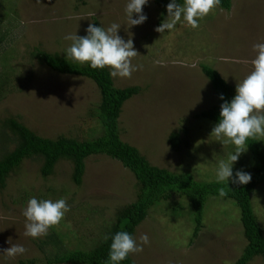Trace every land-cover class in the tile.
Instances as JSON below:
<instances>
[{"label":"rangeland","instance_id":"obj_1","mask_svg":"<svg viewBox=\"0 0 264 264\" xmlns=\"http://www.w3.org/2000/svg\"><path fill=\"white\" fill-rule=\"evenodd\" d=\"M128 2L0 0V154L4 148H13V143L4 147L2 141L3 135L11 134L12 118L52 139L62 135L84 141L103 134L99 120L91 117L100 101L94 81L55 71L35 56L46 50L67 57L72 41L65 36L87 35L89 24L96 20L105 29L119 24L118 35L125 41L132 39L139 53L132 63L142 65L131 78L112 77L119 88L139 87L122 104L121 139L154 166L189 171L198 180H216L219 161H227L235 145L216 141L211 132L218 123L200 116L218 102L202 65L214 69L236 89L253 71V45L264 43V0H231L230 9H213L198 21V28H191L182 18L165 33L155 30L167 18L156 0H148L143 7L146 21L133 26L125 12ZM138 15L133 13V19ZM223 57L249 63L225 62ZM174 131L185 141L178 149L169 143ZM41 163L40 157L24 159L0 188V264H18L24 259L50 264L53 254L93 247L115 211L137 197L134 174L104 153L86 157L79 185L72 180L69 160H59L46 177L40 173ZM253 167L247 148L233 164V175L237 170L250 173ZM32 197L38 201L64 198L71 209L58 226L36 239L23 234L26 218L22 212ZM251 200L264 233V181ZM175 202L182 209H171ZM204 210L202 226L193 236L195 224L187 199L172 196L152 205L133 235L140 243V236L147 234L150 243L130 257L135 264H231L247 243L239 209L231 199L211 196ZM12 244L23 245L27 251L7 258L3 250ZM248 264H264V258L255 256Z\"/></svg>","mask_w":264,"mask_h":264},{"label":"trees","instance_id":"obj_2","mask_svg":"<svg viewBox=\"0 0 264 264\" xmlns=\"http://www.w3.org/2000/svg\"><path fill=\"white\" fill-rule=\"evenodd\" d=\"M156 2L161 6V15H163L167 12V5L171 0H156ZM177 3L183 4L184 0H178ZM230 6L231 0H221L218 7L228 10ZM91 24L100 27L96 20ZM35 56L39 62L55 71L86 76L94 81L100 91V101L96 109L91 112V117L99 120L104 132L97 138L84 141L62 135L52 139L37 135L16 118L10 119L11 134L3 135L2 141H5L4 147L9 142L14 145L11 149H2L0 154V188L5 186L9 174L16 171L24 159L32 157L42 159L40 173L44 177L52 174L59 160H69L72 163V180L79 185L82 181L86 157L98 153H104L119 160L134 174L138 188L136 199L115 211L114 219L109 222L93 247L74 248L53 254L48 260L50 264H110V245L115 233L127 231L133 237L136 226L147 216L148 209L158 202L169 200L172 196L187 199L195 224L193 229V236H195L202 226L206 200L211 196L221 197L218 191L221 187H224L228 193L221 198L233 200L239 209L240 222L247 241L240 255L231 264H248L255 256L264 258V233L251 200L257 185L264 181V139L250 138L246 142L254 162L250 172L252 179L246 185L233 184L231 181L227 185L217 183L216 180H198L189 171L172 172L154 166L139 153L135 146L123 141L119 133L118 118L122 104L139 91L138 86L119 88L114 85L109 68L93 69L88 63L81 65L58 52L39 50ZM202 70L215 89L218 102L201 112L200 116L219 123L221 105L234 98L236 89L224 81L211 67L202 65ZM221 94L224 99L220 98ZM169 143L173 148L178 149L181 144H185V141H181L179 133L174 131L170 134ZM171 209H182L181 203H173ZM32 262V259H24L18 264ZM119 264H135V262L129 255Z\"/></svg>","mask_w":264,"mask_h":264},{"label":"clouds","instance_id":"obj_3","mask_svg":"<svg viewBox=\"0 0 264 264\" xmlns=\"http://www.w3.org/2000/svg\"><path fill=\"white\" fill-rule=\"evenodd\" d=\"M39 3L40 0H37ZM148 0H129L125 12L130 26L140 25L146 21L147 16L143 13V7ZM221 0H184L183 5L177 0H171L167 5V18L155 30L160 33L171 31L178 22L183 21L193 29L199 27V20L206 17L213 9L220 6ZM133 13L139 14L133 19ZM121 26L113 23L106 29L89 24L87 35L79 36L70 34L65 39L71 40L72 44L67 48V58L79 62L81 65L88 63L93 69H110L113 78H131L132 73L142 70V65H134L132 60L139 55L134 48L133 40L125 41L118 30ZM254 59L250 61L253 71L243 81L238 82L234 98L221 105L220 120L211 132L216 141L223 145L229 143L235 145V152L230 154L228 160H220L216 172L217 183H226L229 180L233 184L246 185L252 176L243 170H237L233 175V164L238 161L241 154L247 151L246 142L251 138L258 140L264 138V43L253 45ZM225 62L249 63L248 60L222 58ZM227 79V78H225ZM224 99L223 94L220 96ZM221 197L227 196L224 187L219 188ZM66 199L56 201L50 199L39 200L35 197L29 199L27 207L23 209V216L26 218L25 237L33 239L46 236L53 226H58L66 213L70 211ZM107 239V237H105ZM11 243V238L9 239ZM150 243L147 234L140 236V243L127 231H119L112 237L110 245V264L128 258L130 254L143 251V246ZM27 249L20 244H12L4 249L3 253L7 258L15 259L23 255Z\"/></svg>","mask_w":264,"mask_h":264}]
</instances>
